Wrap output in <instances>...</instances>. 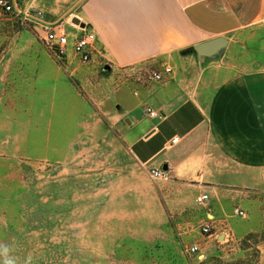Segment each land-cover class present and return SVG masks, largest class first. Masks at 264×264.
Listing matches in <instances>:
<instances>
[{
  "label": "rangeland",
  "instance_id": "obj_1",
  "mask_svg": "<svg viewBox=\"0 0 264 264\" xmlns=\"http://www.w3.org/2000/svg\"><path fill=\"white\" fill-rule=\"evenodd\" d=\"M39 33L0 20V264H264V201L202 235L206 208L150 179L118 138L108 87L162 69L60 61Z\"/></svg>",
  "mask_w": 264,
  "mask_h": 264
},
{
  "label": "crops",
  "instance_id": "obj_2",
  "mask_svg": "<svg viewBox=\"0 0 264 264\" xmlns=\"http://www.w3.org/2000/svg\"><path fill=\"white\" fill-rule=\"evenodd\" d=\"M24 3L49 23L72 20L68 55L86 31L96 37L92 59L112 70L171 68L161 81L107 89L106 113L134 164L147 172L166 165L177 199L208 194L205 218L215 221L264 201V0Z\"/></svg>",
  "mask_w": 264,
  "mask_h": 264
},
{
  "label": "built area",
  "instance_id": "obj_3",
  "mask_svg": "<svg viewBox=\"0 0 264 264\" xmlns=\"http://www.w3.org/2000/svg\"><path fill=\"white\" fill-rule=\"evenodd\" d=\"M0 20H13L23 25L33 24V28L37 29L38 32L40 31V40L57 60L61 61L68 58L69 34L67 27H76L70 18L49 23L44 19L41 10L25 5L24 0H0ZM95 42V35L86 31L74 39L71 49L76 62L82 65L91 62L93 53L96 50ZM170 72V67H164L163 72L154 71L150 73L149 78L154 81H161L163 80V74H169ZM147 112L151 117H158V114L150 109H147ZM148 176L154 181L165 182L170 180L169 172L161 167L149 169ZM208 199V194L202 193L195 197V203L204 205ZM233 214L245 217V213L237 208L234 209ZM214 222L212 216L206 217L199 227L201 234L212 235ZM184 251L187 255H194L199 252V246L195 242H191L184 245Z\"/></svg>",
  "mask_w": 264,
  "mask_h": 264
},
{
  "label": "water",
  "instance_id": "obj_4",
  "mask_svg": "<svg viewBox=\"0 0 264 264\" xmlns=\"http://www.w3.org/2000/svg\"><path fill=\"white\" fill-rule=\"evenodd\" d=\"M76 22H77V21L75 20V23H76ZM162 169L166 170V169H167V168H166V165H163Z\"/></svg>",
  "mask_w": 264,
  "mask_h": 264
}]
</instances>
